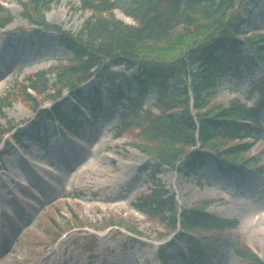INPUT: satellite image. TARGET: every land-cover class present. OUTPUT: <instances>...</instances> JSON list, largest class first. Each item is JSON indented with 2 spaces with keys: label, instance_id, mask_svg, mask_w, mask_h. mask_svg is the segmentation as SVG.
Here are the masks:
<instances>
[{
  "label": "rangeland",
  "instance_id": "1",
  "mask_svg": "<svg viewBox=\"0 0 264 264\" xmlns=\"http://www.w3.org/2000/svg\"><path fill=\"white\" fill-rule=\"evenodd\" d=\"M23 1L26 0H0L13 18L7 28L0 30V99L14 85L59 64L68 65L72 60V55L60 45L57 33L42 28L37 33L24 20ZM245 2L237 9L250 23L245 30L256 33L262 29L264 33V0ZM119 3L123 9L127 8L125 0ZM80 5V0H60L43 19L77 34L92 16L79 12ZM115 16L127 25H136L120 9ZM246 51L252 54L247 48ZM109 71L126 72L129 78L137 73L114 64ZM261 72L254 78L240 80H231L228 75L218 78L217 86L210 88L216 96L210 97L205 110L233 99L248 107L250 104L243 99L247 98H242L238 90L250 91L248 85L258 80ZM48 78L52 87L56 75L52 73ZM121 79L116 81L117 85L124 83ZM109 87L97 75L84 86V92L90 94L101 88L104 106L112 107L111 113L118 114L120 105L106 98ZM135 89V85L131 90L123 87L130 98L136 96ZM50 94H54L52 90L46 96ZM69 94L65 89L61 97L45 101L43 108L50 110L57 102L63 111H70L73 104ZM153 100L154 97L147 96L144 106L154 113ZM121 103L128 104L126 100ZM83 113L87 115L86 111ZM4 115L0 124L5 128L15 126L14 130L22 133L21 141L27 149L23 152L19 148L13 134L7 136V145L0 146V166L5 167L0 172V264H188L182 260L188 247L183 232L171 234L161 222L133 211L136 200L157 186L169 190L182 212L208 202L210 215L238 220L239 227L231 233L234 240L248 245L264 261V135L244 140L251 145L244 158L251 159L252 164L241 170L243 176L225 177L212 164L195 176L190 171L160 165L157 157L144 153L140 147L150 144L140 138L138 128H131L119 138L118 116L106 111L99 113V121L83 125L77 135L63 132L58 120L53 124L47 122L53 138L45 147L34 142L39 135L34 124L40 123L34 111L17 102ZM72 147L77 153L67 152ZM195 149L202 150L200 145ZM5 150L13 155L7 156ZM63 150L68 154H61ZM206 178L214 182L212 187ZM75 195L82 197L76 200ZM111 221L122 228L107 229ZM88 241L95 242L88 244ZM225 252L214 264H245L233 250ZM163 254L171 258L165 262Z\"/></svg>",
  "mask_w": 264,
  "mask_h": 264
},
{
  "label": "trees",
  "instance_id": "2",
  "mask_svg": "<svg viewBox=\"0 0 264 264\" xmlns=\"http://www.w3.org/2000/svg\"><path fill=\"white\" fill-rule=\"evenodd\" d=\"M59 1L28 0L22 3L23 17L57 33L60 45L72 55V60L68 65L59 64L14 85L0 99V118L5 117V110L14 103H23L42 121L37 126L44 133L38 139L42 143L48 119L59 118L66 127L75 128L72 122L75 110L63 112L60 106H55L53 111L43 110L44 102L61 97L68 89L79 103L86 106L88 102L95 103L91 108L95 114L101 107L102 89L87 96L80 87L98 75L110 85L111 102L121 106L117 114L121 125L118 136L132 126L138 127L140 138L150 144L140 147L141 150L157 157L160 165L188 170L198 176L211 164L228 175L240 171L235 167L237 163L250 164L251 160L245 159L244 154L251 145L242 140L264 135V76L251 91L258 98V105L252 110L239 101L215 105L196 117L198 124L192 111L206 106L207 98L212 95L210 88L215 87L218 78L230 75L240 79L254 75L259 68L264 75V35L247 32L245 27L250 23L237 12L246 0H125L126 9L119 0H80L78 11L92 16L74 35L43 19ZM116 9L132 17L136 25L116 20L113 15ZM12 20L10 10L0 3V29ZM246 48L252 54H247ZM112 64L137 73L129 78L126 73L111 72ZM52 73L56 82L50 87L48 76ZM119 77L124 81L121 85L116 82ZM134 85L136 96L130 98L123 87L131 90ZM51 90L54 94L46 96ZM148 95L155 97L160 115L153 116L143 109L142 102ZM123 100L128 104L121 103ZM12 128L0 124V143ZM197 134L204 152L193 151ZM236 140L241 143L233 144ZM136 201L134 208L139 212L169 229L177 227L179 210L165 189L153 190ZM205 207L180 214L185 232L198 239L197 243L189 241L190 264H214L215 259L225 256L226 250H233L247 264H264L234 240L231 233L239 226L237 220L212 217ZM115 225L118 224L111 221L107 227ZM203 230L216 231L218 235L208 239ZM211 240L215 242L213 247ZM200 243L206 244L210 254L200 252Z\"/></svg>",
  "mask_w": 264,
  "mask_h": 264
},
{
  "label": "bare ground",
  "instance_id": "3",
  "mask_svg": "<svg viewBox=\"0 0 264 264\" xmlns=\"http://www.w3.org/2000/svg\"><path fill=\"white\" fill-rule=\"evenodd\" d=\"M67 147H70V145H68ZM66 150H67V148H66ZM69 151H72V153H74V152H76L77 153V149H75V147H72L71 148V150H67V152H69ZM83 152H85V151H83ZM61 154H68V153H66L64 150H63V152H61Z\"/></svg>",
  "mask_w": 264,
  "mask_h": 264
}]
</instances>
